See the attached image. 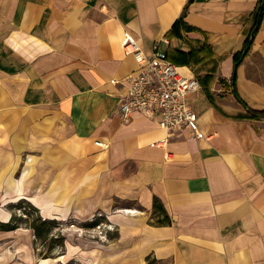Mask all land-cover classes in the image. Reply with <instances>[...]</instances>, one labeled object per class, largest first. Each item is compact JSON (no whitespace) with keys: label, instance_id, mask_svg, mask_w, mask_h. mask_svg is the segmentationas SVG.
Returning <instances> with one entry per match:
<instances>
[{"label":"crops","instance_id":"1","mask_svg":"<svg viewBox=\"0 0 264 264\" xmlns=\"http://www.w3.org/2000/svg\"><path fill=\"white\" fill-rule=\"evenodd\" d=\"M261 1L0 0V121L17 122L18 162L48 176L37 206L103 212L120 232L116 262L264 264V118L250 115L264 110V11L235 72ZM126 32L198 79L186 103L204 139L121 118L113 81L139 69ZM157 199L171 225L155 224Z\"/></svg>","mask_w":264,"mask_h":264},{"label":"rangeland","instance_id":"2","mask_svg":"<svg viewBox=\"0 0 264 264\" xmlns=\"http://www.w3.org/2000/svg\"><path fill=\"white\" fill-rule=\"evenodd\" d=\"M16 127L13 120L0 121V129L7 131L0 136V151L10 150L8 164L0 158V217H8L6 222L0 221V264H37L44 259H57L55 264H125L122 259H113L116 252L123 250L117 246L120 232L103 212L92 210L80 215L61 199L53 209L41 210L37 206L36 197L49 195L50 184L39 181L48 176L36 174L29 155L26 161L18 162L16 149L19 142H25ZM41 217L48 224L41 228L43 234L39 236L31 225ZM4 224L9 227L3 228ZM155 224L160 225L156 219ZM154 259L149 256L146 263L162 264Z\"/></svg>","mask_w":264,"mask_h":264},{"label":"built area","instance_id":"3","mask_svg":"<svg viewBox=\"0 0 264 264\" xmlns=\"http://www.w3.org/2000/svg\"><path fill=\"white\" fill-rule=\"evenodd\" d=\"M123 47L128 54L134 55L139 69L121 83L125 93L120 97L118 110L121 118L128 121L135 113L158 121L160 129L171 134L189 128L193 136L200 140V131L194 110L186 103L189 94L201 89L196 78L184 77L176 64L169 60L166 53L155 47L148 55L139 41L129 32L125 33ZM167 141H163L165 145ZM96 145L107 149L108 145L96 141ZM164 147V146H163ZM169 154H166V159Z\"/></svg>","mask_w":264,"mask_h":264},{"label":"trees","instance_id":"4","mask_svg":"<svg viewBox=\"0 0 264 264\" xmlns=\"http://www.w3.org/2000/svg\"><path fill=\"white\" fill-rule=\"evenodd\" d=\"M263 2H264V0L261 1V5L258 9V13L261 10V6H262ZM258 13H257V16H258ZM249 42H250V38L247 40L246 47H245L244 51L235 56V72L238 70L239 66L243 63L245 57L247 56V54H245V50L247 49ZM235 96L238 99V101L244 107L247 108V105L242 101V99L240 98V96L237 93L235 94ZM250 115H251V117L262 119V118H264V110L263 111L250 110ZM158 204H160L159 207H158ZM155 210H156L157 214L159 215L158 223L160 225H166V224L171 225L172 224L170 217L168 216L166 210L164 209L163 205L159 202L158 199L155 201ZM161 217H163V218L161 219ZM46 222L47 221L43 220L42 217L40 219L38 218V220L33 225H31V228H33V230L36 232L37 235L42 236L43 231L41 230V228L44 225L48 224ZM2 227L6 228V227H9V225L4 224V225H2ZM154 260L156 261V259H154ZM152 263H153V261H149V264H152Z\"/></svg>","mask_w":264,"mask_h":264},{"label":"water","instance_id":"5","mask_svg":"<svg viewBox=\"0 0 264 264\" xmlns=\"http://www.w3.org/2000/svg\"><path fill=\"white\" fill-rule=\"evenodd\" d=\"M263 11H264V4H263V6H262V8H261V12H260V14H259L257 24H256V26H255V28H254L252 34H251L250 42H249V45H248V47H247L245 53H247V52L250 50V48H251V46H252V44H253V42H254V40H255L256 34H257V32H258V30H259V28H260V26H261V22H262V18H263ZM235 78H236V77L234 76V79H235Z\"/></svg>","mask_w":264,"mask_h":264},{"label":"bare ground","instance_id":"6","mask_svg":"<svg viewBox=\"0 0 264 264\" xmlns=\"http://www.w3.org/2000/svg\"><path fill=\"white\" fill-rule=\"evenodd\" d=\"M21 198H24V197L20 196L19 199H21ZM7 218H8L7 216H2V217H0V221L6 222ZM56 262H57V259H54V260L44 259V260L39 261L37 264H55Z\"/></svg>","mask_w":264,"mask_h":264}]
</instances>
